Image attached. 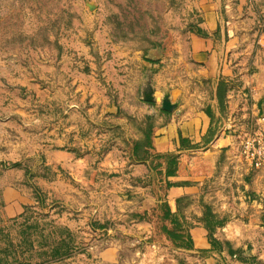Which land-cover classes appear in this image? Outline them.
<instances>
[{"label": "rangeland", "instance_id": "rangeland-1", "mask_svg": "<svg viewBox=\"0 0 264 264\" xmlns=\"http://www.w3.org/2000/svg\"><path fill=\"white\" fill-rule=\"evenodd\" d=\"M194 6L195 0H0V249L7 234L22 239L2 213L6 186L24 190L37 213L79 233L86 252L51 264L84 262L110 236L132 238L145 212L153 225L148 217L166 197V183L151 159L149 174L132 175L143 161L129 157L130 143L142 136L146 115L162 123L163 89L184 77L177 44L196 28ZM116 20L124 22L127 39L114 37ZM145 31L166 47V63L114 59L119 44L145 46ZM219 162L198 206L200 217L211 205L227 223L231 211L222 210L220 192L243 183V199L259 202L264 169ZM149 201L150 210L138 208ZM152 236L153 226L149 249L166 255L169 246Z\"/></svg>", "mask_w": 264, "mask_h": 264}, {"label": "crops", "instance_id": "crops-1", "mask_svg": "<svg viewBox=\"0 0 264 264\" xmlns=\"http://www.w3.org/2000/svg\"><path fill=\"white\" fill-rule=\"evenodd\" d=\"M263 17L264 0H195L191 20L203 34L190 30L186 41L177 44L178 64L184 69V77L175 85L171 82L170 86H165L167 88L163 87L174 108L168 113L161 112L162 123L155 127L150 154L177 155L175 174L166 176L164 166L159 171L165 183L175 182L167 189L165 197L173 211L177 209L178 198L192 200L185 218L191 224L189 233L193 246L189 249L169 247L166 255L156 257L157 253L148 245L153 225L143 218L134 222L132 238L110 236L103 244H95L90 258L84 262L78 259V264H154L158 260L160 264H264V189L257 191L261 192L259 202L243 199V183L237 186L233 182L228 197L224 195L226 192H220L224 199L220 202L222 210L231 211L230 220L215 233L220 249L212 248L208 231L198 220L201 215L198 201L204 192V182L214 176L220 159L226 165L241 161L236 134L251 130L256 119L264 117ZM115 48L120 51L114 59H124L122 64L137 62L151 66L167 61L168 53L163 45L142 49L119 44ZM148 81V78L142 81L144 88ZM192 81L201 86L191 88ZM220 81L228 85L223 113L217 97ZM159 82L154 78L153 87ZM208 111L218 121L213 122L217 132L210 140L212 118ZM260 124L264 129V122ZM232 129L237 133L233 134ZM54 156L57 158L58 154ZM150 159L151 156L135 165L132 175L149 174ZM2 201L3 215L13 218L24 211L30 199L24 190L6 186ZM150 203L145 202L138 208L150 210Z\"/></svg>", "mask_w": 264, "mask_h": 264}, {"label": "trees", "instance_id": "trees-1", "mask_svg": "<svg viewBox=\"0 0 264 264\" xmlns=\"http://www.w3.org/2000/svg\"><path fill=\"white\" fill-rule=\"evenodd\" d=\"M119 17V14H116ZM119 19V18H118ZM123 21L116 20V31L113 34L117 39H127L122 28ZM191 31L198 34L203 32L198 28H192ZM145 46L140 48L148 49L156 47L157 44L151 37H147L148 31L142 33ZM140 35V34H136ZM228 90V85L224 81H220L217 87V97L220 111L225 110L224 96ZM151 103V101H148ZM162 113L169 111L160 109ZM212 118V127L208 132V139H212L217 132V128L213 127V122H218L215 115L210 111ZM144 126H142V136L134 139L130 143L129 154L134 161H144L150 158L151 162H155V167H165L166 176L176 173L178 168V159L175 153H156L150 154L152 148V139L155 127L160 125L156 115L148 114L145 116ZM175 185V182L166 181V191ZM38 198V197H36ZM42 200V197L40 198ZM42 203L43 201H39ZM190 197H181L177 199V209L173 211L169 202L164 198L158 203L150 213L149 220L153 223L154 237L151 241H161L167 246L174 249H189L193 246V241L189 233L190 223L186 221L185 211L191 205ZM148 212L143 213L140 219L146 218ZM200 222L208 231V237L213 249H220L221 243L215 237L217 230L226 223L214 211L211 205L205 207L203 215L199 218ZM12 227H18L22 239L13 242L9 234L6 235L8 241L5 248L0 249V264H51L72 257L79 250L86 252L83 248V242L79 239V233L70 228L56 224L49 218V214L37 213L32 205H26L24 211L16 217L8 220ZM5 227H1L4 231ZM48 230L47 234L44 231ZM155 239V240H154Z\"/></svg>", "mask_w": 264, "mask_h": 264}, {"label": "built area", "instance_id": "built-area-1", "mask_svg": "<svg viewBox=\"0 0 264 264\" xmlns=\"http://www.w3.org/2000/svg\"><path fill=\"white\" fill-rule=\"evenodd\" d=\"M264 117L257 118L249 131L238 132V154L243 162L255 169H264ZM155 247V244L153 245Z\"/></svg>", "mask_w": 264, "mask_h": 264}, {"label": "water", "instance_id": "water-1", "mask_svg": "<svg viewBox=\"0 0 264 264\" xmlns=\"http://www.w3.org/2000/svg\"><path fill=\"white\" fill-rule=\"evenodd\" d=\"M152 95H148L147 96V100L148 101H152ZM162 108L166 111H172V109L174 108V105L171 103V101L165 97L162 103Z\"/></svg>", "mask_w": 264, "mask_h": 264}]
</instances>
